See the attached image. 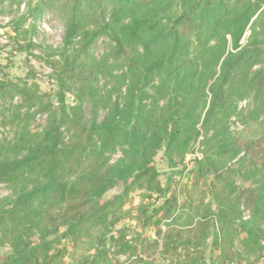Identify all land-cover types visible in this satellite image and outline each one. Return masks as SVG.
Returning <instances> with one entry per match:
<instances>
[{
  "label": "trees",
  "instance_id": "obj_1",
  "mask_svg": "<svg viewBox=\"0 0 264 264\" xmlns=\"http://www.w3.org/2000/svg\"><path fill=\"white\" fill-rule=\"evenodd\" d=\"M26 6L11 38L18 45L29 34L27 49H39L55 88L38 94L0 77V120L13 128L0 136V184L9 189L0 198V264H250L264 250V0ZM47 11L63 29L61 46L45 51L33 37ZM102 36L109 43L97 56ZM197 141L201 158L186 169ZM160 151L189 184L161 182ZM234 173L252 183L238 186ZM244 203L251 218L239 216ZM125 220L154 237L134 243ZM234 232L245 233L237 247Z\"/></svg>",
  "mask_w": 264,
  "mask_h": 264
},
{
  "label": "rangeland",
  "instance_id": "obj_2",
  "mask_svg": "<svg viewBox=\"0 0 264 264\" xmlns=\"http://www.w3.org/2000/svg\"><path fill=\"white\" fill-rule=\"evenodd\" d=\"M20 1V5L13 4L10 0H5L0 5V77L6 79H10L11 81L15 80L18 81L20 84H26L30 86L32 89H35L38 94L43 93H52L54 90V79L52 80L49 76L50 70L48 69L47 64L42 59L43 55H40L39 49H35L34 52L29 53V49H27L29 34H21L17 35V40L20 42L16 43L15 39L12 40L11 38V27L22 22V17L25 16L27 4L33 3L35 0H18ZM51 12V11H50ZM49 11L44 12L42 17L36 21L37 32L34 34L33 40L37 44H39L43 50L47 51L48 47L57 49L61 46V35L63 25L61 20L57 15H54L52 12ZM25 13V14H24ZM251 29L249 27L246 28L242 37L239 41V48L245 45L247 39L250 35ZM14 42V43H13ZM109 43V39L106 36H102L97 38V40L92 45V52L99 56L104 50L106 49L107 44ZM16 44V45H15ZM19 44L22 46L19 49ZM228 50L233 49V45L228 43L227 46ZM44 53V51L42 52ZM53 78V77H52ZM47 98L44 96L42 101H46ZM67 100L70 102L72 100L71 95H67ZM51 101L54 102L55 99L51 98ZM248 99H242L238 102V108H242L247 106ZM9 104V100L6 99L5 105ZM45 114L43 115H36L35 118H32L29 128L32 131L40 130L42 124L45 120ZM231 124L234 127H237L239 122L232 117ZM0 136L11 138L13 136V128L6 124L3 126L0 120ZM201 139V136L199 137ZM195 146H199V142L195 143ZM194 146V147H195ZM190 151L188 154H190ZM187 154V155H188ZM118 154H115L116 157ZM186 155V156H187ZM185 156V158H186ZM184 158V164L186 169H192L195 165V159L187 160ZM154 166L160 172V180L162 183H165L168 176L171 177V184L173 186H182V184L191 182L190 179L184 178L182 179V183L180 182L179 176L177 173L181 168V164H179L175 168H170L167 165L166 159L162 151H160L153 160ZM233 181L236 182L238 186H248L252 183L250 180H245L242 175L239 173L231 174ZM180 182V183H179ZM252 186V185H251ZM118 189H112L106 193V196H110L111 194L115 193ZM9 189L5 184H0V198L8 195ZM138 201V192L134 191L130 193V203L127 207L131 206L132 204H136ZM209 201V200H208ZM211 208L215 209V203L211 204ZM240 214V215H239ZM239 216L244 218H251V209L246 206V204H242L240 206ZM238 215L235 216L236 223L238 224L239 220ZM121 225H126L129 229V237L133 238L132 240L136 243V238H153L154 231L149 228H141L137 226L134 221L125 220L124 222L120 223ZM140 235V237H139ZM234 243L237 247L239 245L240 240L245 236V233L235 232L233 233ZM69 246V245H68ZM259 255V256H258ZM125 256H121L118 258L119 262H124ZM251 261L250 264H264V250L258 252L257 254L250 257ZM69 259H66L68 262ZM242 264H247V262L242 258Z\"/></svg>",
  "mask_w": 264,
  "mask_h": 264
},
{
  "label": "built area",
  "instance_id": "obj_3",
  "mask_svg": "<svg viewBox=\"0 0 264 264\" xmlns=\"http://www.w3.org/2000/svg\"><path fill=\"white\" fill-rule=\"evenodd\" d=\"M198 148H199L198 146H195L193 151L186 156V158H185L186 161L190 160V159H199V158H201V152H200V150Z\"/></svg>",
  "mask_w": 264,
  "mask_h": 264
}]
</instances>
